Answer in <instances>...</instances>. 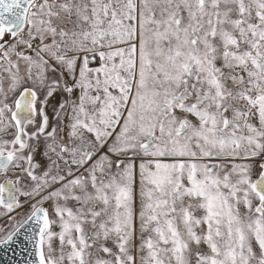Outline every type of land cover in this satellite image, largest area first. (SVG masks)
Returning a JSON list of instances; mask_svg holds the SVG:
<instances>
[{
	"label": "snow or ice",
	"instance_id": "1",
	"mask_svg": "<svg viewBox=\"0 0 264 264\" xmlns=\"http://www.w3.org/2000/svg\"><path fill=\"white\" fill-rule=\"evenodd\" d=\"M0 264H264V0H0Z\"/></svg>",
	"mask_w": 264,
	"mask_h": 264
}]
</instances>
